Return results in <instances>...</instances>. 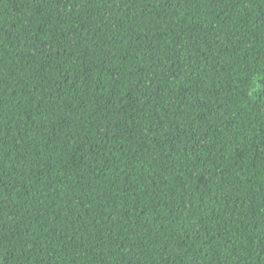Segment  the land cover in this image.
<instances>
[{
  "label": "trees",
  "instance_id": "1",
  "mask_svg": "<svg viewBox=\"0 0 264 264\" xmlns=\"http://www.w3.org/2000/svg\"><path fill=\"white\" fill-rule=\"evenodd\" d=\"M0 264H264V0H0Z\"/></svg>",
  "mask_w": 264,
  "mask_h": 264
}]
</instances>
